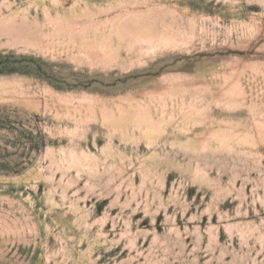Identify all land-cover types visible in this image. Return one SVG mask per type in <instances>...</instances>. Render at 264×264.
<instances>
[{
  "label": "rangeland",
  "instance_id": "obj_1",
  "mask_svg": "<svg viewBox=\"0 0 264 264\" xmlns=\"http://www.w3.org/2000/svg\"><path fill=\"white\" fill-rule=\"evenodd\" d=\"M0 264H264V0H0Z\"/></svg>",
  "mask_w": 264,
  "mask_h": 264
}]
</instances>
